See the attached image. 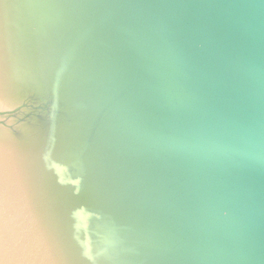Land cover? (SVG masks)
Masks as SVG:
<instances>
[{"label":"water","instance_id":"obj_1","mask_svg":"<svg viewBox=\"0 0 264 264\" xmlns=\"http://www.w3.org/2000/svg\"><path fill=\"white\" fill-rule=\"evenodd\" d=\"M0 264H264V0H0Z\"/></svg>","mask_w":264,"mask_h":264}]
</instances>
